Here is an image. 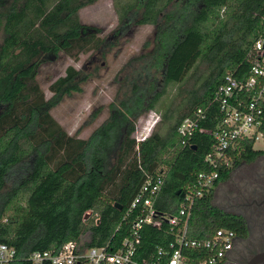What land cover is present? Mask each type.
<instances>
[{"label":"trees","instance_id":"obj_1","mask_svg":"<svg viewBox=\"0 0 264 264\" xmlns=\"http://www.w3.org/2000/svg\"><path fill=\"white\" fill-rule=\"evenodd\" d=\"M5 1L0 41V243L12 247L19 259L32 251L58 250L68 241L82 240L86 247L109 243L112 251L111 245L126 234L123 211L146 176H162L153 207L172 216L197 174L212 171L217 178L191 206L187 237L204 240L227 229L236 239L247 238L245 218L214 206L213 190L233 169L255 161L264 150H253L252 140H240L226 152L227 165L216 161L212 168L205 157L214 151L207 131L221 119L214 94L226 75L246 78L253 44L264 38V0H114L119 25L114 37L126 27H154L152 48L139 55L142 71L129 78L132 94L121 103L126 115L142 102L145 111L157 115L154 129L140 140L131 137L133 123L123 124L126 115L114 110L109 123L86 140L67 135L49 115L48 101L35 80L38 69L58 55L76 60L106 44L98 29L78 18V11L96 0ZM147 47L145 42L142 48ZM79 73L66 67L48 91L54 97L78 92L74 81ZM197 110L205 115L198 122L203 131L181 138L177 127L193 119ZM260 131L264 133V124ZM86 212L97 221L83 220ZM171 240L163 225L143 226L138 256L146 257ZM188 254L190 264H196L202 252Z\"/></svg>","mask_w":264,"mask_h":264},{"label":"built area","instance_id":"obj_2","mask_svg":"<svg viewBox=\"0 0 264 264\" xmlns=\"http://www.w3.org/2000/svg\"><path fill=\"white\" fill-rule=\"evenodd\" d=\"M250 67L246 78L237 80L230 75L224 77L217 88L213 101L217 104L220 121L207 131L214 141V151L205 157L206 162L216 167V161L227 165L226 152L233 150L240 140L264 143V38L253 44ZM203 111L197 110L193 119L183 120L177 127L181 138H188L204 120ZM184 144V140H182ZM217 172L199 173L193 188L181 195L177 213L169 216L157 212L153 205L163 185L161 175L146 176L137 193L123 211L121 223L125 225V236L100 247H86L83 241H68L58 250L32 251L19 259L15 250L0 243V264H190L193 260L188 251L202 252L196 264H221L229 257L236 237L227 229L216 230L204 240L189 239L187 224L195 198L211 187ZM93 222L98 217L90 215ZM164 226L172 240L165 246H157L146 256L139 257L140 231L143 226ZM117 230V229H116Z\"/></svg>","mask_w":264,"mask_h":264},{"label":"rangeland","instance_id":"obj_3","mask_svg":"<svg viewBox=\"0 0 264 264\" xmlns=\"http://www.w3.org/2000/svg\"><path fill=\"white\" fill-rule=\"evenodd\" d=\"M5 2H0V41ZM113 3L114 0H96L78 11L81 24L95 27L100 31V38L107 39L102 48L80 54L76 60L60 54L56 60L42 65L35 78L45 100L48 101V113L52 119L67 135L83 140L89 138L102 125L109 123L111 110L126 115L121 109V103L132 94V79L129 78L139 75L142 71L139 67V55L149 52L153 44L154 27L150 25L126 27L113 36V32L119 28ZM145 42L148 47L143 49ZM68 66L80 71L74 81L79 91L54 97L47 88L56 78L63 75ZM148 72L154 73L150 69ZM144 109L143 102L140 105L133 104V112L123 117V124L133 123L131 137L135 140L149 135L158 122L156 114ZM253 149L264 150V143L255 142ZM258 160L240 164L231 171L227 180L213 190L214 206L252 220L249 223L250 235L243 245L241 263L245 262L249 255L259 251L264 242L260 238L263 225L261 226L259 218L264 215V206H248L252 199L255 202L262 200L258 192H262V186L264 187V161H260V158ZM227 262L228 260L222 264Z\"/></svg>","mask_w":264,"mask_h":264},{"label":"flooded vegetation","instance_id":"obj_4","mask_svg":"<svg viewBox=\"0 0 264 264\" xmlns=\"http://www.w3.org/2000/svg\"><path fill=\"white\" fill-rule=\"evenodd\" d=\"M259 158H260V161L261 160L264 161V156L258 157L257 160ZM258 195L262 197V200H260L259 202H255V200L252 199L250 201V203H248V206L250 204H255L256 207L260 206V208L262 206H264V187L263 186H262V192H258ZM259 218H261V221H260L261 226L263 225L262 226V230L263 231L260 233L261 234L260 238H262L264 240V215H262V217H259ZM245 221H246V225H247L248 236H247V238L245 240L236 239V241L234 243V247H233L232 251L230 252L229 257L226 259V261L228 260V262L226 264H248L253 259V257L255 255L260 254V253H264V242H263L261 244V247H260L261 249H259V251L254 252L251 255H249L245 262H242V263L240 262V258H242V255H243L242 253L244 251L243 245H244V243L246 242V240L248 239V237L250 235V232H249L250 231V224L249 223L252 220L250 221V220H247L245 218ZM253 264H264V259H261L259 261H256Z\"/></svg>","mask_w":264,"mask_h":264},{"label":"water","instance_id":"obj_5","mask_svg":"<svg viewBox=\"0 0 264 264\" xmlns=\"http://www.w3.org/2000/svg\"><path fill=\"white\" fill-rule=\"evenodd\" d=\"M117 211H120L121 210V207L119 205H114L113 206ZM90 215V212H86L85 215H84V218L83 220H86ZM261 259H264V253H260V254H257L253 257V259L248 263V264H253L254 262L256 261H259Z\"/></svg>","mask_w":264,"mask_h":264},{"label":"crops","instance_id":"obj_6","mask_svg":"<svg viewBox=\"0 0 264 264\" xmlns=\"http://www.w3.org/2000/svg\"><path fill=\"white\" fill-rule=\"evenodd\" d=\"M254 145V144H253ZM252 149H253V146H252ZM253 150H255V149H253ZM261 151V150H260ZM264 156V155H263Z\"/></svg>","mask_w":264,"mask_h":264}]
</instances>
